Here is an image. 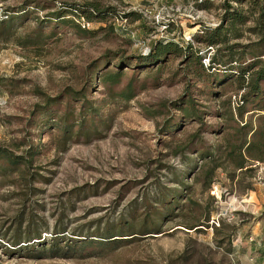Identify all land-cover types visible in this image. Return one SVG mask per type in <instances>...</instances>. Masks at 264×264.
Listing matches in <instances>:
<instances>
[{
  "label": "rangeland",
  "instance_id": "374dc122",
  "mask_svg": "<svg viewBox=\"0 0 264 264\" xmlns=\"http://www.w3.org/2000/svg\"><path fill=\"white\" fill-rule=\"evenodd\" d=\"M262 10L0 0V264H264Z\"/></svg>",
  "mask_w": 264,
  "mask_h": 264
},
{
  "label": "trees",
  "instance_id": "16d2710c",
  "mask_svg": "<svg viewBox=\"0 0 264 264\" xmlns=\"http://www.w3.org/2000/svg\"><path fill=\"white\" fill-rule=\"evenodd\" d=\"M226 6L229 7V5L227 3H226ZM76 10H77V11H75L76 13L80 12V13H77V14H82V16L88 17V14L85 13L84 9H82L80 7H77ZM261 14H264V10L261 11ZM230 15H231L230 21H240V20H242V16L240 15V13L236 14L235 12H233V13H230ZM64 21L68 22L69 20H64ZM219 31H220L219 28L215 29V32H217V34L219 33ZM214 35H216V34H214ZM214 35H210L209 36V39L211 38L209 40L210 44H215L216 43V41H214L215 40V38L213 37ZM166 42L167 43H163L161 41V42H159V45L157 47H155V50H156V51H154L155 52V55H154L155 59L158 58L157 56H160V55L164 54L166 51L169 50V47L171 46L172 42H168V41H166ZM255 64L259 65L261 63H260V61H258V63L254 62V65ZM254 65L246 67V68L239 67L240 68V72H239L240 74L237 77V80H238V82L240 84V87L242 89H244V90L245 89L247 90L246 94L243 96V98L241 100L242 103L244 101H248V100H255L260 95L259 93L261 91V82H262V80H264V66H261L258 69H255L254 71L249 73L248 77L245 76V74H247V72L250 69L254 68L253 67ZM257 109L262 110V108H257ZM251 146L253 148V146H255V145L253 143L252 144L249 143L248 147L246 148V151L249 154H251ZM0 157L4 158L7 161H9L10 163H14V164H16L17 161H18L16 159V156H14L13 154H10V152H8L6 149H0ZM240 167H242V166H240ZM116 235H118V234H114V235L112 234V235H110L108 237L112 238V237H114ZM112 240H113V242H119V241L116 240V238L112 239ZM112 240L110 239L108 241H112ZM118 240H120V239H118ZM42 248L44 250V247H42Z\"/></svg>",
  "mask_w": 264,
  "mask_h": 264
}]
</instances>
